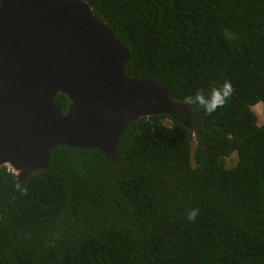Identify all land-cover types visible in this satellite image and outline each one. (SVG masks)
Masks as SVG:
<instances>
[{"label":"trees","instance_id":"obj_1","mask_svg":"<svg viewBox=\"0 0 264 264\" xmlns=\"http://www.w3.org/2000/svg\"><path fill=\"white\" fill-rule=\"evenodd\" d=\"M86 1L126 47L127 75L182 102L225 80L235 93L212 115L194 104L130 121L115 164L60 145L20 181L0 167V264H264V124L251 109L264 113V0Z\"/></svg>","mask_w":264,"mask_h":264},{"label":"water","instance_id":"obj_2","mask_svg":"<svg viewBox=\"0 0 264 264\" xmlns=\"http://www.w3.org/2000/svg\"><path fill=\"white\" fill-rule=\"evenodd\" d=\"M127 58L90 1L0 0V167L20 181L60 145L115 164L130 121L187 111L165 84L127 75Z\"/></svg>","mask_w":264,"mask_h":264},{"label":"clouds","instance_id":"obj_3","mask_svg":"<svg viewBox=\"0 0 264 264\" xmlns=\"http://www.w3.org/2000/svg\"><path fill=\"white\" fill-rule=\"evenodd\" d=\"M235 93V88L231 81L225 80L222 85L214 87L208 94L197 91L194 96L189 95L184 98L185 105H198L203 108L207 115H212L217 109L224 108ZM253 107V106H252ZM199 214V209H190L187 212V219L195 222Z\"/></svg>","mask_w":264,"mask_h":264},{"label":"rangeland","instance_id":"obj_4","mask_svg":"<svg viewBox=\"0 0 264 264\" xmlns=\"http://www.w3.org/2000/svg\"><path fill=\"white\" fill-rule=\"evenodd\" d=\"M251 109L254 111L256 115L257 124H264V113L262 112L261 106L258 104L253 106ZM162 122L164 124L170 125V122L166 118H163ZM194 144H195V140L191 139L190 141L191 149H193ZM234 162H235V153L232 152L231 155L225 159L224 167L229 168L234 164Z\"/></svg>","mask_w":264,"mask_h":264}]
</instances>
